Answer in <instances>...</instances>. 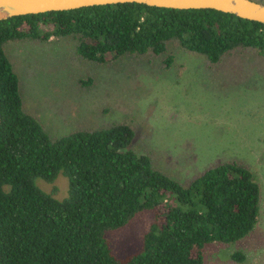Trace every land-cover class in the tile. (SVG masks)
<instances>
[{"label":"trees","instance_id":"1","mask_svg":"<svg viewBox=\"0 0 264 264\" xmlns=\"http://www.w3.org/2000/svg\"><path fill=\"white\" fill-rule=\"evenodd\" d=\"M62 37L97 64L162 56L167 70L176 58L170 47L202 55L210 68L229 55L264 57L263 23L215 9L126 2L0 20V264H205L207 247L250 236L262 192L244 164L224 161L184 184L137 152L129 119L52 137L25 110L5 46ZM60 175L69 184L63 199L38 184ZM146 210L156 215L142 247L117 258L107 232ZM231 258L242 263L246 255Z\"/></svg>","mask_w":264,"mask_h":264},{"label":"rangeland","instance_id":"2","mask_svg":"<svg viewBox=\"0 0 264 264\" xmlns=\"http://www.w3.org/2000/svg\"><path fill=\"white\" fill-rule=\"evenodd\" d=\"M76 45L73 37H62L5 46L25 110L52 137L129 119L137 152L149 154L156 168L184 184L224 161L249 167L261 185L259 222L237 244L207 247L205 264H264V57L229 55L210 68L202 55L170 47L175 64L165 70L162 56L87 62ZM88 81L92 84L81 83ZM38 184L58 199L68 194L63 175ZM155 215L143 211L107 232L117 258L138 252ZM236 251L244 252V262L231 258Z\"/></svg>","mask_w":264,"mask_h":264},{"label":"water","instance_id":"3","mask_svg":"<svg viewBox=\"0 0 264 264\" xmlns=\"http://www.w3.org/2000/svg\"><path fill=\"white\" fill-rule=\"evenodd\" d=\"M126 2L176 9H215L264 24V2L257 0H0V20Z\"/></svg>","mask_w":264,"mask_h":264}]
</instances>
